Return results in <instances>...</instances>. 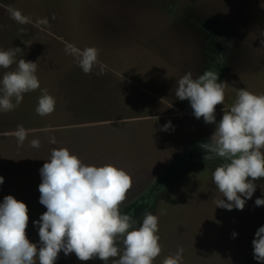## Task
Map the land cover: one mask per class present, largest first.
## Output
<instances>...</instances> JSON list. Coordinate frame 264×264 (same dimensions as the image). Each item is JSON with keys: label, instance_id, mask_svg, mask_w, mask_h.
Instances as JSON below:
<instances>
[{"label": "rangeland", "instance_id": "rangeland-1", "mask_svg": "<svg viewBox=\"0 0 264 264\" xmlns=\"http://www.w3.org/2000/svg\"><path fill=\"white\" fill-rule=\"evenodd\" d=\"M16 11L25 23L13 19ZM69 45L99 49L91 74L66 52ZM15 47L23 50L17 61L37 64L40 89L56 101L50 115H38V89L0 112V202L13 195L26 203L31 242L40 246L33 222L47 210L40 169L53 148L67 147L86 164H113L130 175L120 210L141 222L145 211L158 217L162 251L153 264L179 248L181 264H261L252 240L264 225V205L255 204L264 197V178L254 181L243 210L216 207L227 199L212 181L223 158L210 153L205 160L202 146L216 125L197 119L175 92L187 72L196 78L216 71L226 82L217 123L239 89L264 94V0H0V50ZM15 68H0V79ZM54 264L104 261L61 251Z\"/></svg>", "mask_w": 264, "mask_h": 264}, {"label": "clouds", "instance_id": "clouds-1", "mask_svg": "<svg viewBox=\"0 0 264 264\" xmlns=\"http://www.w3.org/2000/svg\"><path fill=\"white\" fill-rule=\"evenodd\" d=\"M13 19L26 22L19 11L13 13ZM66 52L77 58L78 67L86 75L98 63L99 49L95 47L69 45ZM17 54H23L20 47L0 50V68L16 64L15 70L5 72L0 79V112L13 111L25 93L40 89L37 64L23 58L17 61ZM104 69L101 64L97 74L103 75ZM218 79V73L211 69L196 78L189 71L178 81L175 96L189 100L197 119L203 117L205 123L216 125L202 145L205 160L210 153L223 158L213 171L212 181L227 199L217 200L216 207L243 210L256 190L254 181L264 178V94L239 89L234 104L223 111L217 123L215 109L224 105L226 83ZM40 91L35 111L40 116L50 115L55 110V97L46 89ZM170 127L169 121L162 130ZM25 138L26 131L20 126L17 139L22 144ZM31 145L40 146L38 140L31 141ZM40 174V203L47 209L33 222L40 246L26 234V203L6 195L0 202V264H37V257L39 264H54L61 251L66 256L75 253L81 261L99 258L104 264H109L110 259L115 264H153L159 256L162 248L157 235L158 217L145 211L141 222L120 210L132 185L124 169L113 164H86L67 147H59L52 149ZM3 182L0 176V184ZM255 204L264 205V197H258ZM237 235L232 233L233 238ZM252 246L253 258L264 264V225L255 232ZM182 253L179 248L162 264H181Z\"/></svg>", "mask_w": 264, "mask_h": 264}]
</instances>
